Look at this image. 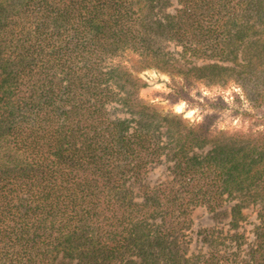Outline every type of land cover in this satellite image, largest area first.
Returning a JSON list of instances; mask_svg holds the SVG:
<instances>
[{
    "label": "trees",
    "instance_id": "obj_1",
    "mask_svg": "<svg viewBox=\"0 0 264 264\" xmlns=\"http://www.w3.org/2000/svg\"><path fill=\"white\" fill-rule=\"evenodd\" d=\"M168 2L0 0V264H180L177 238L198 206L212 219L224 214L227 231L255 207L254 240L237 264H264V133L219 139L204 120L184 127L163 117L165 134L185 128L169 156L142 120L128 133L107 111L117 92L106 58L125 49L152 56L148 42L161 30L197 57H235L250 26L264 24V0H177L173 15L148 20ZM227 69L189 71L213 80ZM122 75L129 109L154 113ZM162 157L173 176L149 187L142 181ZM220 234L205 228L207 252L185 264H231L215 246Z\"/></svg>",
    "mask_w": 264,
    "mask_h": 264
},
{
    "label": "rangeland",
    "instance_id": "obj_2",
    "mask_svg": "<svg viewBox=\"0 0 264 264\" xmlns=\"http://www.w3.org/2000/svg\"><path fill=\"white\" fill-rule=\"evenodd\" d=\"M178 7L177 0H169L165 6L158 7L154 15L150 14L148 20H153V23L155 20H164V15H173ZM247 12L251 24L254 23L256 16L253 17L250 10ZM250 27L253 28L252 31L247 30L244 40L236 43V51H241L242 55L238 53L235 57L234 53L229 55L230 58L206 55L197 57L190 51L184 52L180 43L168 39L166 30H161L152 34L148 42L152 56L147 55L146 58L139 55L136 50L125 49L106 58L102 70L106 73L108 86L117 92V100L114 99L107 105L109 115L112 119L125 121L128 133L135 127H141L137 120H142V129L151 130L157 137V142L168 147L169 156L176 148L178 133L184 132L185 128L167 135L164 133L165 122L161 121L163 117H168L174 123L179 122L184 127L195 126L204 120L211 134L219 139H226L236 132L254 135L264 133V63L259 65L264 57V24L259 18L257 24ZM258 38L261 39L260 42L255 41ZM231 42L233 44L232 39ZM229 49L231 48L228 47V51ZM243 54L245 57H251L252 62L251 69L246 72L240 65L247 62V59L243 61ZM213 62L224 68L234 69L224 70L222 76L213 80L198 78L196 76L201 74L200 72L194 75L191 70L189 71L191 67ZM113 69L112 75L109 74L108 72ZM123 73L130 75L134 82L133 88L142 105L154 113L148 111L139 117L133 111L140 109L141 105L129 109L123 98L132 87L124 82ZM120 84L123 89L117 87ZM172 147H175L174 150H169ZM207 148L204 147L200 152L203 153ZM173 164L170 158L162 157L161 161L149 168L142 182L149 187H155L160 182L170 179L173 176L170 166ZM136 188L137 184L133 186L134 192H137ZM135 199L141 200L138 195ZM229 200L225 201L226 206ZM243 212L245 218L237 222L239 225L235 229L227 231L224 214H218L216 219H212L211 214L203 207L193 209L189 222L186 226L184 224L177 238L176 254L180 264H185V256L202 257L207 252V246L202 241L205 228L222 229L220 234L222 239H218L219 243L215 246L221 253L231 257V264H237L238 260L245 257L252 244L257 224L255 207L245 208ZM182 219L185 223V216L179 218L181 221ZM157 221L158 218L152 219L153 224ZM231 234L235 240L230 237ZM158 264H161L160 260Z\"/></svg>",
    "mask_w": 264,
    "mask_h": 264
},
{
    "label": "clouds",
    "instance_id": "obj_3",
    "mask_svg": "<svg viewBox=\"0 0 264 264\" xmlns=\"http://www.w3.org/2000/svg\"><path fill=\"white\" fill-rule=\"evenodd\" d=\"M181 109H177V111H180ZM189 115H191V113H189Z\"/></svg>",
    "mask_w": 264,
    "mask_h": 264
}]
</instances>
